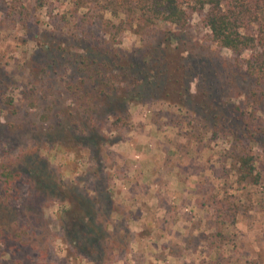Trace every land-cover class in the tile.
Wrapping results in <instances>:
<instances>
[{"label": "rangeland", "instance_id": "obj_1", "mask_svg": "<svg viewBox=\"0 0 264 264\" xmlns=\"http://www.w3.org/2000/svg\"><path fill=\"white\" fill-rule=\"evenodd\" d=\"M40 1L0 0V99L13 95V105L0 100V264H94L75 247L84 239L75 218L90 222L87 210L100 206L90 198L102 190L114 205L102 207L109 212L107 241L115 245L104 264H137L142 249L161 256L170 245L179 252L177 228L168 238L154 231L139 240L152 231L136 227L152 191L180 194L183 187L211 209L198 216L195 233L182 231L192 247L202 241L185 253L187 264H264V85L232 51L217 47L198 14L177 35L168 32L172 24L133 25L109 0L71 12L70 0ZM108 19L119 25L112 37L102 25ZM106 39L151 56L144 94L121 91L120 99L134 103L131 126L120 131L111 127L113 111L93 126L91 110L66 87L78 53ZM241 111L259 142L248 144ZM215 123L222 129L213 136ZM244 145L257 160L258 183L242 178L234 163ZM6 168L21 173L9 186ZM222 198L238 206L235 218L217 210ZM98 221L104 218L96 214Z\"/></svg>", "mask_w": 264, "mask_h": 264}, {"label": "trees", "instance_id": "obj_2", "mask_svg": "<svg viewBox=\"0 0 264 264\" xmlns=\"http://www.w3.org/2000/svg\"><path fill=\"white\" fill-rule=\"evenodd\" d=\"M70 1L73 3L70 12L87 7L91 2V0ZM109 1L110 4L123 11L133 25L139 24L144 28L153 29L160 23L172 24L175 29L170 28L168 32L177 35L190 28L193 15L198 14L201 22L209 29L212 40L217 47L232 51L241 61L246 74L257 83L264 85V0ZM44 3V0L40 1L41 5ZM62 18L67 20V13H63ZM102 25L111 37L114 35L112 29L119 27L109 19L103 21ZM150 62V55L146 57L136 56L131 51L116 46L110 39H106L104 42L91 44L85 48L84 52L78 53L74 60V76L66 87L72 90L74 100L80 107L85 108L86 111L91 110L87 119H90L93 126L99 127L97 122L103 120L105 114H110L109 112L113 111L111 127L114 131H120L131 126L130 105L134 103L133 99L126 96L120 99L121 91L144 94L145 78ZM0 100L1 102L5 101L6 105H13V95H4ZM240 116L250 132L244 134L245 137L249 135L248 144L259 142L260 140L257 139L258 132L252 129L251 121L244 116L243 111H241ZM216 125L217 123H215L217 128L214 129L213 136L222 129ZM233 134L237 136V132L233 131ZM238 138L241 139V137ZM249 146L251 145H244L239 152L234 153L233 159L234 163L238 164L237 167L242 178H251L253 182L258 183L261 172L257 171V160L250 153ZM3 174L7 179L8 186L21 175L20 172H13L7 168ZM104 192L102 190L90 198V201L100 205L98 213L94 212L92 207L87 210L90 222L83 223L82 217L75 218L79 225L74 230L82 232L84 236V239L79 240V244H76L75 247L94 264H104L110 248L115 246L108 243L110 241L107 240L110 237L105 233L108 231L105 221L108 219L109 212L102 211L104 206H109L113 211V200L105 197ZM217 210L227 217L235 218L238 213V206L230 199L222 198L218 203ZM96 214L103 216L104 221L95 223ZM122 216L124 217L125 214ZM110 223L112 224L111 221ZM103 225H105L104 228H101ZM126 229L123 230L126 232ZM85 243H88V246H85ZM118 246L123 248L124 243L120 241Z\"/></svg>", "mask_w": 264, "mask_h": 264}, {"label": "crops", "instance_id": "obj_3", "mask_svg": "<svg viewBox=\"0 0 264 264\" xmlns=\"http://www.w3.org/2000/svg\"><path fill=\"white\" fill-rule=\"evenodd\" d=\"M152 188L154 189V187ZM150 189L151 188H149V191L147 193L142 195H150ZM169 190L170 188H161L159 189V191H152L154 195L152 197V200L148 201L149 205H144L141 210L139 209V220L137 223H140L141 225L136 228H139L140 230L148 228L152 231L150 234H145V236H142L139 240H144L146 239V237L152 238L151 235L154 231L159 232V238H164L165 236L166 238H168V236H172V233H168L167 231L169 230L171 232L172 230H174V228H177L175 230H177V232L181 236V239L177 243V247L180 249V251H174L173 248L169 245L167 247H164L165 250H167L166 253H164L163 251V255L159 256L155 254L153 255L151 251L146 252L142 249V251L140 252H135V261H133L134 263L138 262L137 264H142L144 262V260H142L143 257V259L147 258L152 259L153 261L155 260V264H170L172 261L175 260L180 261V263L187 264L185 253H193L199 248L198 244L202 245V241H198L197 246L192 247V243H190L189 240L187 241V239H183L185 233H183L182 231L187 232L192 229V226L194 224L197 225L198 216L202 212H205V210L211 211V209L208 207L209 204H207V202L199 203L197 201L199 199H197V191L191 188L183 187V191H180V194L171 193ZM139 195L140 194L138 192H135L134 196L136 198H140ZM163 195L165 197H163ZM210 196L214 195L210 194ZM148 213L151 216L146 217L145 214L148 215ZM204 221H206V219H204ZM209 221H211V218L209 219ZM196 229H198L197 226ZM192 230L194 231V233L197 231L195 229ZM162 240L163 242H165L164 239ZM149 242L154 243L153 241ZM159 249L161 250V248ZM155 252H157V250ZM206 252H208L209 256H213L214 248L209 250L207 249ZM143 264H145V262Z\"/></svg>", "mask_w": 264, "mask_h": 264}]
</instances>
